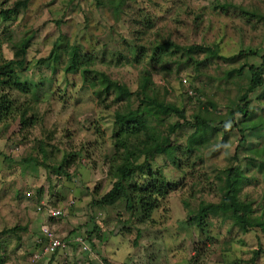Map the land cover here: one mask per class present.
I'll list each match as a JSON object with an SVG mask.
<instances>
[{
	"label": "rangeland",
	"instance_id": "obj_1",
	"mask_svg": "<svg viewBox=\"0 0 264 264\" xmlns=\"http://www.w3.org/2000/svg\"><path fill=\"white\" fill-rule=\"evenodd\" d=\"M13 1L16 0H0V6L7 7ZM102 1L104 4L100 6L96 0H26L24 9H20L8 21L0 19L2 57L11 58L12 49L16 48L18 41L31 36L25 53L26 67L18 72L19 78L32 83L38 79L43 82L42 89H32L28 94L9 93L10 98L15 99V105L28 102L30 108L27 114L31 115V123L16 132V122H8L13 123L11 129L14 132H9L6 138L0 136L6 141L2 153H9L8 158L12 159L31 155L43 164L34 167L27 163L24 165L27 168L26 176L20 179L16 177L17 170H12L11 161H0L3 164L0 172L2 264H31L30 254L35 247L31 248L32 234L29 231L35 229L36 223L39 227L41 216L37 221L36 215L38 217L42 212L44 193L50 197L58 195L56 191L60 186L61 192L64 190L77 198L75 193L86 194L83 185L91 181L92 185L87 187L86 192L94 199L119 179L113 170L116 163L111 144L112 132L116 130L113 112L116 109L125 112L126 100L116 102L112 95L97 97L91 93V89L81 86L78 73L64 74L61 66L65 56L61 54V48L49 61L50 66L56 69L54 74L51 75L43 64H36V59L49 51L58 34L64 37L62 45L76 42L81 51L90 56L88 63L92 69L124 84L132 92L136 90L142 72H148L153 84L149 91L153 88L157 97L174 103L178 109L183 107L184 86L181 79L184 78L193 91L192 101L195 102L196 98L203 102L211 100L219 112H224L243 83L238 82L235 76L227 78L224 72L241 64L258 66L262 62L264 24L256 19L264 15V0H122L117 11L107 0ZM242 12L250 13V16ZM146 19H149L148 26ZM55 21L59 22L58 25ZM136 29H141L144 34L136 32ZM135 37L142 38V41L135 42ZM195 39H200L203 47L195 51L190 59H186L181 51L151 58L153 47L162 46L168 40L188 45L194 43ZM134 43L145 47L144 52L136 58L129 52V47ZM244 47L254 49L255 53L237 55V51ZM177 56H180V60ZM198 72L200 74L196 76ZM243 74L249 76L246 67ZM240 79L245 81L243 75ZM203 90L206 95H203ZM134 99L132 94L129 101L133 102ZM249 100V105L256 112L255 117L242 126L246 149L264 142V82L249 94ZM194 102L186 105L185 117L189 121L197 112ZM146 118L152 125L161 126L162 132L159 135L160 147L146 161L145 170H159L174 180L180 178L182 187L170 191L160 200L158 208L151 212L149 220L141 223L129 216L123 201L106 207L99 221L101 225L111 223L108 233L117 232L118 237H122L120 243L116 244V255L122 257L127 254L128 264H264V252H259L250 262L252 251L258 249L260 242L263 244L259 232H241L232 222L222 223L215 216L206 218L209 222L204 228L205 232L187 223V209L181 199L186 197V189L192 183L191 175L189 170L184 175L180 174L171 160L177 147L185 146L190 129L177 128L167 138V128L163 129L166 119L174 121L172 113L167 118L147 114ZM3 123L0 122L1 127ZM220 136L218 133L215 138L208 139L209 146H201L198 153L202 163L196 169L200 167L208 173L209 181L213 179L210 171L225 166L227 158L232 156L233 136L218 148ZM38 140L43 143V158L37 147ZM68 153L77 156L65 167L68 180L63 175L58 181L53 169L62 155ZM142 160L140 157L137 162ZM244 162V158H241L242 167ZM4 166L6 170H3ZM10 172L15 174L9 176L10 181H7ZM251 174L261 180L257 173L250 170L247 175ZM137 177L135 172L134 178ZM250 182L244 185L242 192L264 204V183L258 181L253 185L254 181ZM32 184L36 186L31 187ZM68 185H71L70 188ZM201 186H194L197 189L195 200H217L215 191L202 192ZM195 200H188L192 207L197 203Z\"/></svg>",
	"mask_w": 264,
	"mask_h": 264
},
{
	"label": "trees",
	"instance_id": "obj_2",
	"mask_svg": "<svg viewBox=\"0 0 264 264\" xmlns=\"http://www.w3.org/2000/svg\"><path fill=\"white\" fill-rule=\"evenodd\" d=\"M25 1L16 0L7 7L1 4V21H8L20 9H24ZM96 3L101 6L104 4V1L96 0ZM107 3L112 9L117 11L122 0H107ZM243 14L245 15L246 13ZM248 16H250V13ZM256 20L258 22L262 21L264 24V15L257 16ZM55 22L58 25L59 22ZM132 22L137 23L135 20ZM145 22L148 26L149 19H146ZM136 32H139L141 35L144 34L141 29H136ZM30 38L31 36L20 39L16 44V48L12 49V57L9 59H4L0 50V122H4L2 131L5 134L13 131L10 127L15 122L17 126L15 127L17 129L16 132H19L31 123V115L27 114L30 108L27 105L28 102L23 101L15 105V99L10 98L9 93L19 92L28 94L32 89H42L40 88L42 87V80L38 79L36 83H32L19 78L18 74V72L25 70V53ZM62 39L64 40L63 35L61 33L58 34L54 38L55 41H52L49 51L37 58L35 63L43 64L51 71V75L54 74L56 69L50 66L49 61L55 56V52L61 48L63 53H60L65 56L64 63L61 66L64 74L78 73L82 83L81 86L91 89V93L97 97H109L112 95L113 100L116 102L126 100L127 110L125 112H119V109L113 112V123L116 126V130L112 132L111 136V144L116 157L113 170H115V173L117 172L119 179L113 181L110 188L98 196V198L93 199L92 204L111 207L119 201H123L124 208L129 212V216L134 217L136 222L141 223L149 220L151 212L158 208L160 200L170 191L182 187L180 181L182 179L180 178L174 180L163 173L161 174L159 170L154 172L149 169L145 170L147 168L146 161L151 159L155 151L160 147L159 135L162 132V127L152 125L149 122L150 120H147L146 114L151 117L162 116L167 118L168 114L172 113L175 116L174 121L166 119L163 129L167 128V133H165L167 138L177 128L185 127L190 129L185 146L177 147L173 152L171 160L175 170L180 174L184 175L185 171L189 170V174L191 175L192 183L186 189V197L181 199L182 205L187 209V223L194 224L201 231L205 232L204 228L209 222L206 218L215 216L222 223L223 221L232 222L231 224L238 226L241 232L257 231L261 234L263 244L260 242L261 245L258 244V249L252 251L250 262L254 260L259 252H264V204L261 201L256 202L255 199L242 192L244 185H248L251 183L250 181H254L253 185L257 184L258 181L264 183V142L260 141V144L256 143L246 149L244 147V128L242 127L255 117L256 111L249 105V94L264 82V55L261 57V64L258 66L241 64L236 68L233 67L224 72L227 78L235 76L238 82H243L241 83V90L236 93L224 112H219L217 105L211 100L203 102L199 101V98H196L195 102L192 101L193 91L188 96L185 94L184 88L182 89L183 107L178 109L174 103L166 102V100L157 97L153 88L152 91H149V87L153 84H151L148 72H142L136 90L132 92L124 84L110 78L103 72H97L96 69H92L88 63L90 56L83 53L76 42L74 44L65 43L62 45ZM140 39L142 41V38L135 37L136 41H134L137 42ZM193 41L194 43L192 44L183 45L168 40L162 45L163 47H153L151 58L161 57V54L172 55L175 52L181 51L185 54L186 59H190L195 54V51L203 47V42L200 39ZM129 48V52L133 58L139 57L145 50V47L138 43H134ZM243 53L254 54L255 50L244 47L237 51V55H242ZM177 58L180 60V56H177ZM245 67L249 73L248 77H245L243 74ZM199 74L200 72L196 76H199ZM242 75L245 81H241ZM63 87L67 86L64 85ZM59 89L61 90V88ZM163 89L167 90L164 87ZM204 91L203 95H206ZM132 94L135 99L133 102H130L129 98ZM192 102L197 105V112L193 116V120L189 121L185 117V111L186 105ZM9 121L13 123L10 124L8 123ZM9 129L11 131H8ZM218 133L221 135V139L217 143L218 148L223 147L230 140L229 137L232 136L234 147L232 149V156L227 158L228 163L222 168L210 171L213 179L209 181L210 175L208 173L204 172L200 167L196 169L202 163V159L198 153L201 151L200 147L209 146L208 139L215 138ZM122 137L125 138L121 139ZM37 144L43 158V143L38 140ZM239 149L243 152L242 155ZM192 155H194V158H192ZM240 155V159L244 158L245 160L243 167L240 165V159L238 158ZM75 156H77L75 153L62 155L59 164L53 169L56 180L59 181L64 176L66 177L64 179L68 178V172L65 170V167L75 159ZM140 157L143 160L138 163L137 160ZM5 158L10 161V158ZM19 160L34 167L38 164H43L42 161L37 162L31 155H27L22 159L19 157ZM250 170L257 173L261 177V180H257L258 177L255 175H247ZM135 172L138 176L137 178H134ZM141 178L142 180H140ZM198 184H202V192L215 191L217 200H195L197 189H194V186ZM189 199H194L197 203L192 207L188 201ZM40 239H42L41 243L36 242L35 249L32 252L45 242L42 234L37 241ZM0 264H2V258L0 259Z\"/></svg>",
	"mask_w": 264,
	"mask_h": 264
},
{
	"label": "crops",
	"instance_id": "obj_3",
	"mask_svg": "<svg viewBox=\"0 0 264 264\" xmlns=\"http://www.w3.org/2000/svg\"><path fill=\"white\" fill-rule=\"evenodd\" d=\"M2 129L3 126L1 127L0 124V135L2 134L3 138L9 137L7 136L8 135L7 133L5 134L4 131H2ZM8 131L11 130L9 129ZM3 138H0V161H2L3 159L5 161V159H7L5 157H9L8 156L9 153H6L5 155H3L2 153L3 152L2 150L4 148V142H6ZM15 158L13 159L12 157L10 158V161L12 162L11 165L12 170L15 171L17 170L16 177L18 178L20 177L21 179L24 176H26L25 175L27 173L25 172L27 170V168L25 167L26 164L19 161V157L16 159ZM2 166L3 164L1 165L0 163V172L2 171ZM3 170H6L5 166L3 167ZM31 170L33 172V169ZM14 174L15 173L10 172L6 180L10 181L9 176L13 177ZM88 180L84 182H87ZM27 182L31 183L32 180L31 181L27 180ZM90 182L91 181H88L83 185L84 192L86 194L77 195V193H75V196L77 198H75L71 194H67L64 190L63 192H61L60 186L59 188H57L56 191L58 195H54V196L51 195L50 197L47 193H46L47 195L44 193L43 196L44 199L42 203L45 206L47 205L50 209H57V208L65 207L66 205L65 207L66 211L64 216H58V217L48 216L45 210H42V212L40 211V215L38 217L36 215L37 221L38 218L41 216L40 218L41 221L39 222V227H38V223H36L35 229L33 228L31 231H29V233L31 232L32 234L31 248L33 249L35 247V243L37 242V239L41 236L40 231L38 229L43 224L50 226L52 231L62 239V241L64 242V247L61 249H57L52 255H50L46 259L42 258L38 260L36 263L38 264H128L127 254L121 257L119 255L117 256L115 252L116 244L120 243L119 239L121 240L122 237L119 238L117 232H113L112 234L108 233L110 228L109 225L111 223L108 225H106V223L101 225V221H99L102 214H105L103 211H106V207L92 204L93 199L89 195L90 193L86 192L88 191L87 187L92 185ZM35 186L36 184H32L31 187H35ZM46 186L48 187V183L46 184ZM57 193H53V194H57ZM69 201H71L72 203L69 204ZM25 229L27 230V228ZM79 236L82 237L83 244L87 247V250L85 251L81 249L80 247L81 244H78L76 241V238ZM112 239L117 242L113 243Z\"/></svg>",
	"mask_w": 264,
	"mask_h": 264
},
{
	"label": "built area",
	"instance_id": "obj_4",
	"mask_svg": "<svg viewBox=\"0 0 264 264\" xmlns=\"http://www.w3.org/2000/svg\"><path fill=\"white\" fill-rule=\"evenodd\" d=\"M181 82L183 84L184 92L186 95L192 94L191 87L186 83V80L183 78L181 79ZM72 202L69 201V204ZM42 210H45L50 217H58V216H64L65 215V207L57 208V209H50L47 205L45 206L42 203ZM40 233L42 234V237L44 238L45 242L40 245L38 249L32 252L30 256V262H36L45 256H50L53 254L57 249H61L64 247V242L62 239L55 234L50 227L47 225H41L40 226ZM42 239L38 240L39 244L41 243ZM76 241L78 244H81V249L83 251L87 250V247L83 244L82 237H77Z\"/></svg>",
	"mask_w": 264,
	"mask_h": 264
}]
</instances>
